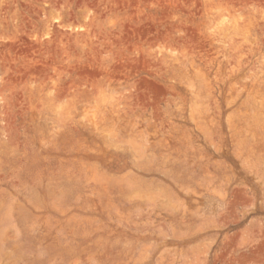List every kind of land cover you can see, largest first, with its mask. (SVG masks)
Instances as JSON below:
<instances>
[{"label":"rangeland","instance_id":"rangeland-1","mask_svg":"<svg viewBox=\"0 0 264 264\" xmlns=\"http://www.w3.org/2000/svg\"><path fill=\"white\" fill-rule=\"evenodd\" d=\"M263 167L264 0H0V264H264Z\"/></svg>","mask_w":264,"mask_h":264},{"label":"bare ground","instance_id":"bare-ground-1","mask_svg":"<svg viewBox=\"0 0 264 264\" xmlns=\"http://www.w3.org/2000/svg\"><path fill=\"white\" fill-rule=\"evenodd\" d=\"M213 138V137H212ZM262 165V164H261ZM264 168V167H263ZM197 170V169H196ZM261 174H263L262 172H261ZM264 175V174H263ZM200 176V175H199ZM201 177V176H200ZM209 179V178H208ZM208 182V181H207ZM259 192L260 193H263L264 194V187H262V188H260V190H259ZM79 193H80V191H79ZM70 195V194H69ZM79 196L80 195H78L77 196V198H79ZM81 197V196H80ZM83 197H85L86 198V196L84 195ZM87 197H89V196H87ZM169 197H171V196H169ZM27 199V198H26ZM52 199V198H51ZM170 199V198H169ZM88 201V200H87ZM86 201V202H87ZM170 201V200H169ZM178 201V200H177ZM182 203H184L183 204V206L185 207V204H186V202H185V200H183V202ZM181 204V203H180ZM177 205V204H176ZM35 208H36V206H35ZM11 209V211H12V209L13 208H10ZM140 211V210H139ZM144 211V210H143ZM141 212V211H140ZM183 212V211H182ZM8 213H10L9 212V210H8ZM12 213V212H11ZM142 213V212H141ZM145 213V212H144ZM195 214H196V212H195ZM220 214V213H219ZM7 215H9V214H7ZM13 215V214H12ZM186 215V214H185ZM196 215H198V214H196ZM9 217H13V216H9ZM36 217V216H35ZM213 219L215 218V219H218L219 217H212ZM47 219V218H46ZM219 219H221V218H219ZM43 220H45V219H43ZM62 220L63 219H53V222H49V225L47 226V228L45 229V230H43V231H41V229H39L38 231L40 232H38V233H36V234H31L30 235V237H31V240L33 241L34 239L35 240H39L40 238L42 239L44 236H48V235H51L52 236V234L54 235L55 233H54V228H56L55 226H57L59 223H61L62 224ZM81 221V220H80ZM91 221V220H90ZM112 221V220H111ZM118 221H120V220H118ZM75 222V221H74ZM44 223V222H43ZM47 223V222H46ZM86 223V222H85ZM119 223V222H118ZM48 224V223H47ZM83 224V223H82ZM38 225V224H37ZM36 225V226H37ZM43 225V224H42ZM104 225V224H103ZM35 226V227H36ZM45 226V225H44ZM43 226V227H44ZM35 229V228H34ZM58 229V228H57ZM56 229V230H57ZM99 229V228H98ZM154 229V228H153ZM94 230V229H93ZM137 230V229H136ZM141 229H139V231H140ZM19 231V230H18ZM35 232V230H33L32 229V232ZM58 231V230H57ZM63 232V231H62ZM16 233V235L18 234V232L16 231L15 232ZM65 233H63L61 236H63ZM18 236V235H17ZM50 236V237H51ZM55 236V235H54ZM57 236V235H56ZM67 237H68V234L66 235ZM140 236V235H139ZM18 238V237H17ZM161 238V237H160ZM56 239V238H55ZM61 240H60V246L62 247V249H63V251L62 252H60V256L58 257V258H54V257H52V258H54V259H45V262L47 263V264H63L64 263V260H66V259H68V261H70V262H72V260H74L75 258H78L79 259V257H81V254H80V252L79 251H73V252H69V250H70V247H71V241H70V239L69 238H66V237H62V238H60ZM87 239H89L88 237L86 238V240ZM140 239V238H139ZM30 240V241H31ZM136 240H138V239H136ZM58 241H59V238H58ZM165 241V240H164ZM38 243V242H37ZM37 243H35L34 245H37ZM162 243V242H161ZM3 244V243H2ZM1 244V245H2ZM140 245H142V244H140ZM163 247V246H162ZM27 248H28V246H27ZM36 248V247H35ZM84 248H87V249H90V246L89 245H86ZM6 249V248H5ZM8 249V248H7ZM77 249V248H76ZM38 250H40V249H38ZM42 250V249H41ZM5 252H6V250H4ZM154 251V250H153ZM82 252H83V250H82ZM67 261V260H66ZM93 262V261H92ZM91 262V263H92ZM82 264V263H81ZM92 264H94V263H92Z\"/></svg>","mask_w":264,"mask_h":264}]
</instances>
